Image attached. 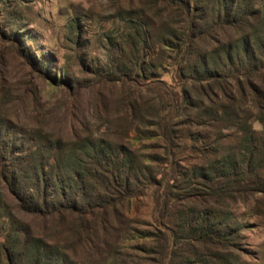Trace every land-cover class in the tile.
Masks as SVG:
<instances>
[{
  "label": "trees",
  "instance_id": "16d2710c",
  "mask_svg": "<svg viewBox=\"0 0 264 264\" xmlns=\"http://www.w3.org/2000/svg\"><path fill=\"white\" fill-rule=\"evenodd\" d=\"M116 18L106 66L77 54L88 85L16 34L37 71L76 92L57 127L0 104V264H110L129 236L116 225L157 175L167 264H248L235 251L241 219L264 205V0H138ZM85 19L67 22L76 45Z\"/></svg>",
  "mask_w": 264,
  "mask_h": 264
},
{
  "label": "rangeland",
  "instance_id": "374dc122",
  "mask_svg": "<svg viewBox=\"0 0 264 264\" xmlns=\"http://www.w3.org/2000/svg\"><path fill=\"white\" fill-rule=\"evenodd\" d=\"M137 3L138 0H0V104L13 118L24 119L27 111L31 110V114L49 116L54 127L60 126L66 113L64 103L74 99L71 96L75 94L76 87L68 90L64 86H53L47 76L36 70L23 52L21 43L15 41L16 34L20 32L28 36L24 42L32 53L51 56L54 73L64 70L78 79L81 85H88L93 77L79 67L77 54H85L93 66H106L108 38L121 28L117 14L124 8L135 7ZM75 16L86 18L82 34L84 42L80 45L69 41L67 35V22ZM17 20L22 25L19 31L16 30L18 26L15 27ZM110 88L115 98L117 89ZM31 92L37 93L38 103H30L28 95ZM93 97L92 93H87L84 100L92 102ZM135 136L133 133L132 137ZM163 180L162 175H157L147 194L134 200L126 218L122 219L123 223L116 225L120 238L125 234L129 236L120 239L117 258L110 264L169 262L167 249L173 225L164 217L162 204L155 208L152 197L158 189L163 190L159 187ZM259 198L264 202L263 196ZM241 212H248V208H242ZM257 212L262 215L259 219L249 214L241 219L245 229L238 240L241 247L235 251L248 264H264L263 204L258 205ZM147 233L153 236L147 237Z\"/></svg>",
  "mask_w": 264,
  "mask_h": 264
}]
</instances>
